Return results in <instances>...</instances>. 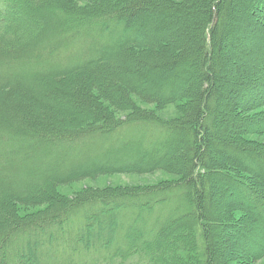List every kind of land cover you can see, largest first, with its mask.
Instances as JSON below:
<instances>
[{"label":"trees","instance_id":"trees-1","mask_svg":"<svg viewBox=\"0 0 264 264\" xmlns=\"http://www.w3.org/2000/svg\"><path fill=\"white\" fill-rule=\"evenodd\" d=\"M72 1L0 0V264L255 263L264 244L238 252L224 228L257 225L264 239V148L222 114L241 99L239 113L264 124V76L260 90L238 91L264 69V0ZM168 105L179 119L157 117ZM60 142L63 152L48 149ZM159 171L172 179L55 192ZM223 190L237 202L219 201ZM126 204L123 243L110 246L112 222L99 215ZM177 232L183 257L165 244Z\"/></svg>","mask_w":264,"mask_h":264},{"label":"rangeland","instance_id":"rangeland-1","mask_svg":"<svg viewBox=\"0 0 264 264\" xmlns=\"http://www.w3.org/2000/svg\"><path fill=\"white\" fill-rule=\"evenodd\" d=\"M92 1V0H90ZM72 4L75 5V7L77 6H84L86 5L87 2H82L79 0H73L71 2ZM76 3V4H75ZM77 5V6H76ZM252 15V14H251ZM248 50L243 49L242 52H247ZM241 53V52H240ZM261 74L264 76V69L261 70V73H256L254 72L252 75V84L254 85L249 86V88H246V90H242V86H239L238 91L239 93H241V95H245V91H252L255 92L257 90H260V82H258L259 77L261 78ZM258 85V86H256ZM64 88H68V85H64ZM35 92H38L37 89H34ZM240 97V96H239ZM238 99V98H237ZM244 99V98H243ZM55 104H57V102H55ZM64 105L63 104H59V109H63ZM141 109L143 110H154L155 109L151 106V105H143L141 104L139 106ZM243 107L241 106V99L240 100H234V106L232 107V112H225L222 115V120H226L227 122H233L235 124H240V125H246L247 131L245 132V134H243V141H251L254 142L256 144V146L261 147L260 149L264 148V134H259L260 130H264V124H261V122L259 121L258 116L257 117H253L255 116V114L251 113V112H244L243 115H241V113H239V108ZM7 109L4 110V115H7ZM127 113H115L114 117L122 119L124 117L121 118V116H125ZM157 117L160 118L162 121H172L174 119H179L181 117L180 115V110H179V106H175V105H168L167 107H165L163 110H161V112L156 113ZM230 120V121H229ZM224 125V124H223ZM8 126V125H7ZM0 127H2V125H0ZM5 127V126H3ZM9 127V126H8ZM250 130H249V128ZM258 130V132H256ZM64 142H60L57 143L55 146H52L53 144H51L48 149L55 148L57 150V152H63L65 150V146H68V144L64 145L62 144ZM47 150V148L45 149ZM56 163V162H55ZM54 163V164H55ZM52 163H50L49 165L51 166ZM57 164H55L54 167H56ZM53 168V167H52ZM172 179L171 176H168L167 174H165L164 172H154V173H146V174H132V173H121V172H115V173H111V174H105V175H101L100 177H98L95 180H81V181H77V182H73L70 183L68 185L65 186H61L59 188L56 189V193L59 196H62L66 199H74L75 195L79 194L80 192L84 191V190H103V189H111V190H116V189H123L124 191H135V190H140L139 188H144V187H148V186H152V185H156V184H160L164 181H170ZM122 190V191H123ZM224 191V192H223ZM222 193H220L218 195V200L221 201L222 203H226L229 201L232 202H237L235 201V198L237 194V192L234 194V192H229L227 190H223ZM234 194V195H233ZM50 195V194H49ZM226 196H229L228 199L226 198ZM258 204H260L259 202H257ZM38 205L34 206V205H24L19 207V214L21 217H26L27 215H34L36 213L42 212L45 207L41 204V203H37ZM40 204V205H39ZM125 207V209L128 207V205H124L123 207H110V208H106L107 210H102L104 211L103 214H100L99 216L101 217H105L108 216L110 217V222H112V227H110V225L108 226L109 230L111 229V233L105 237L106 239L108 238V241L110 240V246H112L111 244L114 242H117V245H121L123 243V239L120 238L119 236V229L122 230L123 228V222H121L120 219V213H122V209ZM95 225V223H92ZM94 225H91V228L89 229V231L91 230L92 232V238L94 237H98L97 239H99L100 241V236H102V234H98V231L95 230ZM137 225V224H135ZM226 227L224 228L225 230V235L228 237V239L230 240V242H235V244L237 246H235V249L237 248L238 252L240 251H245L247 249H257V247H260L262 244H264V239L262 238V234L258 228L257 225H253V226H248V224L243 223L242 221H239L238 223H226ZM103 230H101V232H103ZM146 232V231H145ZM99 235V236H98ZM116 235H118L119 237L116 238ZM103 237V236H102ZM185 234L183 235H179V232H177V234L171 237H167V242L165 244L168 245H172V246H177V252H178V256L183 257V255L185 254V252H188V250L186 249V247H183L184 244H182V247L179 245L180 241L183 240L185 238ZM162 239L159 237L158 241H154V242H150L153 243V245H155L156 250L161 249V247H163L161 244ZM255 242V244H253ZM253 244V245H252ZM260 245V246H259ZM154 247V248H155ZM185 250V252L183 251ZM101 254L103 253V250L100 251ZM100 254V253H99ZM50 256V252L45 254L44 257H46V259H48ZM182 263V262H181ZM241 263V262H240ZM230 264H234V263H230ZM235 264H239V263H235ZM248 264H264V255H262L260 257V259H258L255 263L251 262Z\"/></svg>","mask_w":264,"mask_h":264}]
</instances>
